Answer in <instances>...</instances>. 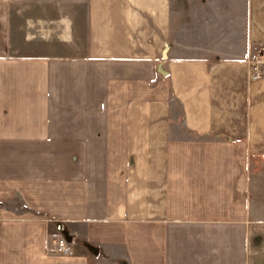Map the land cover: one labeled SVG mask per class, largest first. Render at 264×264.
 <instances>
[{"label": "crops", "instance_id": "obj_1", "mask_svg": "<svg viewBox=\"0 0 264 264\" xmlns=\"http://www.w3.org/2000/svg\"><path fill=\"white\" fill-rule=\"evenodd\" d=\"M24 13L0 0V264H264V0H28L18 40Z\"/></svg>", "mask_w": 264, "mask_h": 264}, {"label": "rangeland", "instance_id": "obj_2", "mask_svg": "<svg viewBox=\"0 0 264 264\" xmlns=\"http://www.w3.org/2000/svg\"><path fill=\"white\" fill-rule=\"evenodd\" d=\"M17 3L20 4V11L21 13H24L23 15H21L19 18L17 16V19H15L14 21L16 22L17 21V24L14 25V29L16 31H18L16 33V37L18 40H26L27 39V15H26V6H27V3H28V0H15ZM10 24H11V21H9ZM18 23H19V26H18ZM9 24V25H10ZM11 29L12 27H8V40H12V32H11ZM40 46H42V50H37V53L38 52H43V42L40 43ZM54 53L53 55L56 56V58H67V59H75V57H80V56H85V53L83 51V49H80V51L77 49V50H74V51H67V50H60V49H53ZM264 51V50H262ZM262 51H259V52H262ZM68 54H66V53ZM58 71V70H57ZM84 71L88 74L89 78L91 76L90 72H93V70L91 69H84ZM83 83V82H81ZM70 116H72L73 114H69ZM62 231V230H60ZM59 229H57L56 231V236L53 238V239H57L60 237V234H62V232H60ZM52 254H56V253H52ZM58 255V254H56Z\"/></svg>", "mask_w": 264, "mask_h": 264}, {"label": "built area", "instance_id": "obj_3", "mask_svg": "<svg viewBox=\"0 0 264 264\" xmlns=\"http://www.w3.org/2000/svg\"><path fill=\"white\" fill-rule=\"evenodd\" d=\"M246 63L249 67V77L251 82H258L264 78V51L250 54ZM60 230L61 229H59V231ZM72 244L73 242L69 243L62 233L59 238L52 240L50 251L58 255H71L73 253Z\"/></svg>", "mask_w": 264, "mask_h": 264}, {"label": "water", "instance_id": "obj_4", "mask_svg": "<svg viewBox=\"0 0 264 264\" xmlns=\"http://www.w3.org/2000/svg\"><path fill=\"white\" fill-rule=\"evenodd\" d=\"M59 229L62 230V233H63V235L65 236L66 240H67L69 243H72L74 239H73V236L70 234V232L67 231V230L62 229L61 227H59ZM87 247L89 248V250H90L92 253H94V254H96V255L99 254V249H97V248H95V247H93V246H90V245H87Z\"/></svg>", "mask_w": 264, "mask_h": 264}]
</instances>
